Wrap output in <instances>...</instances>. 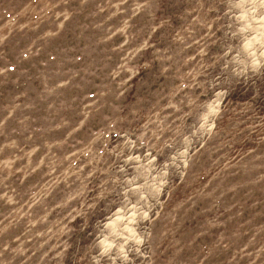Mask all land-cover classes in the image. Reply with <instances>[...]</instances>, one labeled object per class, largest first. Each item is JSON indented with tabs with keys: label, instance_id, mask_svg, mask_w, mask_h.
<instances>
[{
	"label": "rangeland",
	"instance_id": "1",
	"mask_svg": "<svg viewBox=\"0 0 264 264\" xmlns=\"http://www.w3.org/2000/svg\"><path fill=\"white\" fill-rule=\"evenodd\" d=\"M0 264H264V0H0Z\"/></svg>",
	"mask_w": 264,
	"mask_h": 264
}]
</instances>
